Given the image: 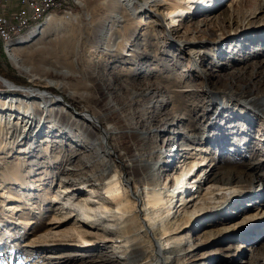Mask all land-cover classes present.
<instances>
[{
  "label": "rangeland",
  "instance_id": "374dc122",
  "mask_svg": "<svg viewBox=\"0 0 264 264\" xmlns=\"http://www.w3.org/2000/svg\"><path fill=\"white\" fill-rule=\"evenodd\" d=\"M99 1L84 0L81 5L71 0L68 14L55 11L53 15L62 17L60 24L47 29L43 38L36 39L38 42L33 48L21 53L25 64L32 66L35 78L21 75L11 65L8 46L0 38V47L1 44L3 47V54L0 53V104L7 99L20 98L40 103L45 96H52L59 101L54 102L61 112L59 119L72 125L64 132L50 122L40 135L24 140L11 155L2 152L8 147L12 150L16 140L21 139L0 130V264H132L126 260L125 243L116 242L117 237H114L118 235L121 217L107 203L106 191L94 185L99 184L98 181H92L93 177L100 176L102 164L108 160V156L90 154L93 148L99 149L100 146L92 143L101 145L99 136L102 133L92 125V116L113 126L117 134L111 136L108 147L115 148L117 154L137 148L128 131L152 130L153 136L158 134L156 146L160 156L170 153L179 158L180 164L189 163L182 185L195 187L191 192H195L199 184L195 183L196 177L201 176L204 181L208 177L210 180L216 177L246 179L242 173L245 165L264 160L260 155H264V107L252 109L241 103V99L225 105L223 96L215 97L217 91L247 96L264 93V0L256 6L243 1L234 6L231 13L228 6L234 0H218L220 3L211 10L207 9L204 0L195 1L190 8L191 11L196 8L193 15L183 9L170 16L175 23L185 24L183 33H170V22L157 15L167 14L177 0H162L167 3L144 9L131 30L120 32L117 50L121 55L118 56L99 48L103 36L92 27L98 17ZM143 2L139 0V3ZM260 7L263 9L259 10ZM203 18L211 19L208 27L200 26ZM151 22H156L162 32H152ZM40 25L33 26L32 30ZM255 28L258 30L239 40L235 35ZM21 39L12 44H18ZM187 41L198 45L180 46ZM200 52L212 53L201 57ZM55 67L70 74H53L50 69ZM148 90L155 93L153 100L144 96ZM188 104L200 105L199 114H192L187 109ZM62 110L70 115L62 116ZM242 117L252 120L251 126H242ZM193 118L197 120L199 130L193 127ZM232 123L237 127L233 128ZM258 126L261 130H257ZM76 133L85 134L89 139H79L83 142V150L74 149L76 143L72 140ZM196 134H206L210 145L195 142ZM245 137L249 138L247 145L241 142L246 140ZM223 145H226L224 149ZM204 157L207 161L202 167L199 162ZM81 158L85 160L77 171L67 169L70 160L79 163ZM50 159L60 164L50 167ZM88 159L91 160L87 161L89 164ZM30 163H41L42 167L33 173ZM164 165L166 173L172 174L174 165ZM195 165L198 166L194 171L188 172ZM213 165H216L214 169ZM38 167L34 166V169ZM17 172L23 174L22 181L12 177V173ZM122 172L123 176H128L125 169ZM179 174L181 177V170ZM88 180L94 186H84ZM169 182L165 177L160 180L164 185ZM78 183L88 190L90 222L101 224V229L88 227L72 215L77 213L70 203L80 201L82 195L68 190L79 187ZM170 185H174V181ZM202 185L204 191L200 199L194 204L187 202L194 216L184 218L177 213L169 237L163 240L165 248L171 249L172 264H264V223L259 226V231H252L258 226L256 221H262L264 215V185L262 197L253 198L251 202L244 200L234 208L230 207L231 199H240L248 189L236 182L228 190H221V184ZM188 192L190 189L185 197L191 194ZM210 192L214 194L210 195ZM16 197L20 198L19 202ZM69 200L70 203L65 204ZM180 200L181 197L175 198L157 213L165 216L173 205L169 209H173L174 217L183 209L175 208L176 204L180 205ZM16 206L19 209L14 211L12 208ZM259 206L261 209L257 214L254 210ZM218 207H225L226 212H213ZM67 213L71 216L64 219ZM143 217L141 214L140 219ZM141 229L139 221L132 227L131 234H137L150 250L151 244ZM98 238L113 241L85 252L84 247L98 242ZM65 242H75V247ZM44 245L51 246L37 248ZM82 251L86 257H77V260L74 256ZM113 252L116 254L112 255ZM103 253L111 254L117 261H101L99 257ZM147 256L151 260L153 253H147Z\"/></svg>",
  "mask_w": 264,
  "mask_h": 264
},
{
  "label": "bare ground",
  "instance_id": "6f19581e",
  "mask_svg": "<svg viewBox=\"0 0 264 264\" xmlns=\"http://www.w3.org/2000/svg\"><path fill=\"white\" fill-rule=\"evenodd\" d=\"M77 1L81 5L84 4L83 3L84 0H76V2ZM195 1H200V0H177V3L172 6V10H169L167 14L166 13H163V15L157 14L158 16L164 17V19L167 18L165 20H167V22H170L169 24L172 27V30L170 29V33L185 32L186 30L185 24L183 25V24L175 23L170 16L172 14H176L177 11H183V9L188 10V15H193L195 13L196 8L193 11H191L190 8L191 5L195 3ZM243 1H246L254 6L259 5L260 2H262V0H234L233 3H230V5L228 6L229 13L233 12L234 6L240 4ZM62 2H64V5H68L71 2V0H62ZM162 2L167 3L166 1H162V0H144L143 3H139V0H100L97 4L98 17L92 23L93 30L99 32V34L103 36L99 48H101V50H103L104 52L113 53L114 56L121 55V53H119L120 50H117L118 43H120L119 42L120 32L122 30L123 31L131 30L132 24L136 22L138 15L142 14V11L144 9L151 7L153 4L159 5V3ZM204 2L207 3L208 10H211V7L213 6L215 7L220 3L218 0H204ZM262 9H263L262 7L259 8V10ZM58 10L59 7H51V0H41L40 3L38 4L39 12H37V17H30L29 19H26L24 26L19 28V31L11 33L10 37L4 35L3 28L0 25V38L2 39L4 44L8 46L7 53H8L9 61L11 65L21 75L30 78H35V75H32L33 72L32 66H27L25 64L26 61L22 57L21 53L22 51L27 50L29 47L35 45L38 42V40H36L37 38L38 39L43 38V36H45V32L47 31V29L56 28L60 24V22L62 21L61 20L62 17L53 15L56 14L55 11ZM203 19L204 20L201 21L200 26L208 27L209 24H211L208 23L209 20L211 19L209 20L208 18H203ZM40 23H42L43 25L42 24L40 25ZM37 24L40 26L37 27L35 30H32L33 26ZM248 28H251V26ZM150 29L152 32L156 34L162 32L161 28L157 27L156 22L155 23L151 22ZM256 30L258 29L256 28L250 29L245 33H238L235 35L238 37L239 40L243 37L249 36L251 32ZM18 39H21V41L18 44H12ZM262 40L264 41V38H262ZM194 45H198V44L192 45V42H188V41L180 44V46H183L185 48H189ZM232 52H226V54H231ZM211 53L200 52V56L202 57L205 56L206 54L211 55ZM45 68L46 70L49 69L47 67ZM50 70L53 72V74H57L59 76H68L70 74L69 71H64L56 67L51 68ZM153 94H155L153 91L150 92L148 90L144 93V96L147 98H151V100H153L154 99ZM220 96H223V103L225 105H227L228 102L233 103L234 100L241 99L239 100L242 101L241 103L252 109L264 107V93L258 96H255L253 94H249L247 96L246 94H241V95H238L236 93L227 94L225 92L217 91L215 97H220ZM4 101L5 102L3 104L2 103L0 104V118H1L0 130L5 132L6 134L10 133L11 135H14V137L17 136L18 139H21V141H17L15 139L16 146H14L12 150H10L9 147L7 146L8 149H5L2 152L4 154L11 155L12 152H15L17 151V149H19V147L21 146L24 140L31 138L33 139L38 135H40L43 132L45 125L50 124V122L57 125L58 129L60 130L64 129L63 130L64 132L69 130L72 126L70 123H66V121L62 122L59 119L61 118L60 117L61 112H59L60 111L59 107H57V105H55L54 103V102L59 103V101H56V99L53 98L52 96H45L44 101H40V103H34L32 101L29 102L28 99L25 98L7 99ZM187 109L192 114L196 115L199 114L201 107L198 104L197 105L188 104ZM47 113H50L51 115L48 116ZM69 115L70 113L67 111L62 112V116H69ZM91 123L92 125H94V127L99 129L100 131L102 130V133L99 136L101 145H99V143L97 142L92 143V145L100 146L99 149L98 148L96 149V147L93 148L90 154L92 156H98V157L101 155L108 156L107 157L108 160H105L103 162L104 164L102 165L104 167L99 172L100 176L97 179H95L94 177L92 179L93 182L98 181L99 184L91 183V181L89 180L86 182V184L85 183L83 184L84 186L86 185L88 187L98 185L101 187L100 189L105 190L107 194L106 198L108 199L107 203L110 204L116 210V213L120 215L122 223L118 226V230H119L118 235L114 237H117L116 242L125 243L128 252L126 254L127 255L126 260L128 263L130 262L132 264H172V260L174 258L173 259L171 258L172 255L169 256L171 249L165 248V243L163 242V240L169 237L168 235L175 224V220L173 221V219L176 218L177 213H179V215H182L184 218L194 216L193 211L189 210L188 204L189 203L194 204L198 201V199H200L201 197L200 195L204 191V186L202 185V183L204 185H207V183L221 184L222 186L221 190H228L229 187L236 182L238 184H241L243 188L248 189V191H246V193L240 199H236V198L231 199L233 200V202L232 204H230V207L232 206L233 208L238 204L244 203V200H249V202H251L254 201L252 200L253 198L257 200V198L262 197L263 195L262 188L264 185V169L262 168L261 170V167H263L264 165L263 159H261L262 161L259 160L253 161L248 165H245L246 170L244 169L242 173L247 177L246 179L237 178L235 180H232L230 178L222 179L221 177H216L215 180H210V178L208 177L207 181H204L201 176L196 177L195 183H199V184L195 192H191L195 189V187L187 188V184L182 185V181L186 176L185 172L188 168L189 163H186L185 161L184 164L183 163L180 164L181 162H178L179 158H177L176 156L170 153H166L160 156L159 150L157 149L156 146L157 143L156 139H158V134L156 136H153L154 134L152 130H151L152 132L151 131L141 132L139 130H135L133 132L128 131L127 134L132 135L134 137L137 144V148H135L134 150H129L128 153L119 152V154H117L115 148L108 147L110 145V141L112 140L111 136L117 134L114 132L113 126L108 124L106 125L102 118H97L95 116H92ZM251 123H253V121L248 118L242 117L240 119V124L242 126L244 125L251 126L249 125ZM233 124L234 123L231 124L233 128L237 127V126H233ZM192 125L195 129L198 128L199 130L200 126L196 127L197 120L195 118H193ZM53 128L54 126H51V129ZM164 129L165 131L169 132L167 127H165ZM257 130H261V126ZM195 132L196 131H194L193 134H195ZM245 138L246 140L241 142L242 144L247 145L249 138L247 137ZM79 139L89 141V139L85 134L76 133L72 140L73 143L74 142L76 143V146L74 147L75 150H77V148L79 150H83V146H84L83 142ZM199 141L200 143L202 142V144L207 143L210 145L206 134H203L201 136H199V134L198 135L196 134L195 142H199ZM214 141L218 142V140H214ZM105 144L107 145L108 148L106 147ZM225 146L226 145H223V149ZM104 147H106L107 149ZM112 148L114 149V151ZM174 148L175 147H173V149ZM19 151H20L19 153H21V150ZM178 151L179 150H177V152ZM260 155L264 156L263 153H260ZM164 158H169V159H164ZM170 158H174L176 159V161L173 162L172 159ZM83 160L85 159L81 158L79 163L71 162L70 160L67 169L77 171L79 167H82L81 164ZM87 161L91 162L90 159L86 160V162ZM206 161H207V157H204L203 160L200 161L199 163H201L202 164L201 166L204 167L205 166L204 162ZM199 163L196 164L199 165ZM59 164H60L59 161L53 159H50L48 163L50 167H54L55 165H59ZM164 164L174 165V170L172 174L166 173L167 172L166 169H163L165 166ZM176 164L177 166H175ZM30 165L33 168L32 170L33 173H37V170H39V168L42 167L41 163L33 164V165L32 163H30ZM198 165L191 167L188 172L192 173L195 167ZM34 166H39V167L38 169L37 168L34 169ZM215 167L216 165H213L212 169H214ZM124 169L128 172L127 173L128 176H123L122 170ZM179 170H181L182 172L181 177H179L180 175ZM259 171L262 172L258 173ZM22 175L23 174H21L20 172L12 173V177L18 181L23 180ZM249 176L251 178H249ZM164 177L168 181H170L169 184L164 185L160 183V180L163 179ZM173 181H174V185L171 186L170 184L171 182L173 183ZM83 184L81 185L79 184V187H76L75 189L68 190L82 195L79 198L80 201L77 200L76 203H70L71 200H69L65 204L70 203V206H73L75 208L72 209H74V212H76L77 214L76 215L72 214V215L75 218L76 217L79 218L78 220H80V222L82 223L84 222V225L95 229H101L102 228L101 224L90 222V217L92 216V214L87 212V209H91V207L87 203L88 190L85 189V187L83 189L81 188L83 187L82 186ZM244 185H248L249 188ZM189 189L191 194L188 197H185L184 194L187 193ZM212 194L214 193L210 192V195ZM29 196L30 195L28 194V197ZM28 197H25V201L27 202L29 201ZM177 197L178 198L181 197L180 200L181 203L180 205L176 204L175 208L178 207L179 209L183 207V209L180 210L179 212L177 211L174 217H172V213H171L173 209H169L173 205H171L168 208V212L166 213L165 216L159 215L157 213L159 208L165 207L168 202L173 203L175 201V198ZM216 197H219V195L216 194ZM15 200L19 202L20 198L16 197ZM12 209L14 211L15 210L17 211V209H19V206H16ZM256 209L254 210V212H257L258 214V212L261 209V206H259V208ZM213 212L217 214H221L222 212H226V208L218 207L215 210H213ZM141 214L142 216L144 215L142 219H140ZM255 215L256 214H254V216L252 217H255ZM70 216L71 214L67 213L64 215V219L67 218L69 219ZM81 218H84V220L83 219L81 220ZM231 219H234V217H232ZM139 221L141 223V228H142L141 232L143 233V236L147 238L148 239L147 241H149L151 244L150 250H148L147 247L144 245V243H142L137 238L136 236L137 234H131L132 227ZM256 223L258 224V226L256 225L252 228L253 232L259 231V228L262 227L261 225L264 223V215L262 217V221L257 220ZM112 241L113 240L109 238H98V242L96 243L91 242V244L89 243L88 246L84 247V249H86L85 252H91L92 250H96V248H98L99 246H106L108 243ZM65 243L68 245H73L75 242L73 243L65 242ZM50 246L51 245H44L42 247H37V248L42 249L44 247H50ZM72 247L75 246L73 245ZM83 252L84 251H82L81 253L80 252L77 253V255H75L74 257H76L77 260L78 258L86 257V253ZM147 253L148 255L150 253H153V258L151 260H148ZM111 254L114 255L116 254V252H113ZM111 254L103 253L99 258H101L102 259L101 261L103 262L117 261L114 259V257Z\"/></svg>",
  "mask_w": 264,
  "mask_h": 264
},
{
  "label": "built area",
  "instance_id": "2783aa9c",
  "mask_svg": "<svg viewBox=\"0 0 264 264\" xmlns=\"http://www.w3.org/2000/svg\"><path fill=\"white\" fill-rule=\"evenodd\" d=\"M40 1L0 0V25L3 28L4 35L10 37L11 33L19 31V28L24 26L26 19L37 17ZM51 7H59V11H66V14L71 9V5H64L62 0H51Z\"/></svg>",
  "mask_w": 264,
  "mask_h": 264
},
{
  "label": "trees",
  "instance_id": "16d2710c",
  "mask_svg": "<svg viewBox=\"0 0 264 264\" xmlns=\"http://www.w3.org/2000/svg\"><path fill=\"white\" fill-rule=\"evenodd\" d=\"M0 53L3 54V47H2V44H1V47H0Z\"/></svg>",
  "mask_w": 264,
  "mask_h": 264
}]
</instances>
